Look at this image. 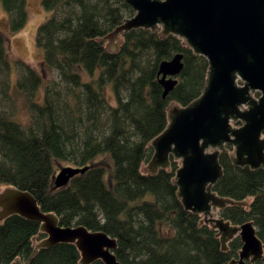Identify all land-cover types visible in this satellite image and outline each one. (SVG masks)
<instances>
[{
  "label": "trees",
  "instance_id": "1",
  "mask_svg": "<svg viewBox=\"0 0 264 264\" xmlns=\"http://www.w3.org/2000/svg\"><path fill=\"white\" fill-rule=\"evenodd\" d=\"M1 5L11 30H21L28 21L27 0H0ZM42 5L51 14L36 41L44 66L56 70L59 81L46 83L31 65L9 59L8 36L0 30V84L6 94L16 66V88L28 96L30 113L25 126L0 109V189L30 192L63 227L104 231L117 240L122 264H229L238 258L240 236L223 249L219 230L203 213L185 207L177 181L181 160L171 155L170 165L155 173L147 166L155 153L151 143L169 125V105L184 107L203 94L209 59L184 37L164 34L162 26L124 32L112 49L108 35L136 14L126 0ZM177 54H183L184 67L164 97L160 64ZM234 151L231 143L221 151L223 175L214 191L236 203L220 208L219 215L236 225L252 221L264 242V167L235 163ZM64 163L88 169L58 188L55 176ZM47 236L39 221L6 217L0 221V264H84L76 243L36 249ZM248 264H264V257Z\"/></svg>",
  "mask_w": 264,
  "mask_h": 264
},
{
  "label": "water",
  "instance_id": "2",
  "mask_svg": "<svg viewBox=\"0 0 264 264\" xmlns=\"http://www.w3.org/2000/svg\"><path fill=\"white\" fill-rule=\"evenodd\" d=\"M136 14L108 35L109 46L117 49L120 34L132 29L164 27L184 37L211 64L203 94L169 115V125L151 145L155 148L150 171L168 167L171 155L181 159L177 181L187 209L201 212L219 230L223 249L240 236L243 247L229 264H248L264 257V242L252 221L241 225L217 217L216 210L235 204L219 197L214 185L223 175L221 151L235 146V163L264 167V0H126ZM183 54L160 64L164 97L177 85L184 67ZM261 92V96L257 92ZM257 97V98H256ZM247 106L246 108H243ZM242 120L238 127L235 121ZM87 167L64 166L55 176V185H67ZM20 214L42 223L47 237L37 248L60 242L76 243L81 262L102 259L106 264H122L116 256L117 240L104 231L85 226L63 227L53 213L41 210L27 191L7 187L0 191L2 219ZM11 264H27L16 260Z\"/></svg>",
  "mask_w": 264,
  "mask_h": 264
},
{
  "label": "rangeland",
  "instance_id": "3",
  "mask_svg": "<svg viewBox=\"0 0 264 264\" xmlns=\"http://www.w3.org/2000/svg\"><path fill=\"white\" fill-rule=\"evenodd\" d=\"M27 2L29 14L28 21L21 30L16 32L11 30L9 13L6 11L3 5L0 6V30L7 33L8 36V57L13 61L22 60L34 67L45 77L46 83H53L54 80L59 81V73L56 70H51L44 66L43 61L45 53L43 48L39 47L36 41L39 26L51 13L44 9L42 0H27ZM133 16H127L126 21ZM121 36L122 33L120 34V42ZM107 39L109 43V38L107 37ZM20 75L21 71L17 69L16 66H14L10 77V85L8 88H6V94L4 93V85L0 84V109L7 113L8 116L13 117L17 122L27 126L30 122L28 96L23 91L16 88L17 80ZM40 94H44V89L39 91V95ZM178 107H180V105L177 102H172L168 107L169 115L172 114ZM72 165L73 164L71 163H64L63 167ZM150 165L151 161L147 165L151 170L149 167ZM60 169L61 167L59 168V171ZM5 188L7 187L1 186L0 191ZM219 211L220 210L217 208V217H220ZM1 220L3 219L0 216V221Z\"/></svg>",
  "mask_w": 264,
  "mask_h": 264
},
{
  "label": "flooded vegetation",
  "instance_id": "4",
  "mask_svg": "<svg viewBox=\"0 0 264 264\" xmlns=\"http://www.w3.org/2000/svg\"><path fill=\"white\" fill-rule=\"evenodd\" d=\"M259 93V94H258ZM257 94L259 95V97L261 96V92H257ZM257 98V97H256ZM247 106H244L243 108H246ZM236 125H238V127L242 126L243 125V122L242 120H238V121H235ZM264 135V134H263Z\"/></svg>",
  "mask_w": 264,
  "mask_h": 264
}]
</instances>
